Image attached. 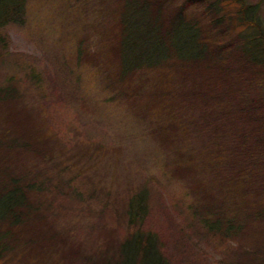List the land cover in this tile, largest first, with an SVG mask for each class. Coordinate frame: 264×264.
<instances>
[{"label": "rangeland", "instance_id": "rangeland-1", "mask_svg": "<svg viewBox=\"0 0 264 264\" xmlns=\"http://www.w3.org/2000/svg\"><path fill=\"white\" fill-rule=\"evenodd\" d=\"M248 1L260 3L264 18V0ZM216 2L160 0L159 9L185 5L210 45L237 51L231 44L237 22L218 21L224 11ZM124 4L28 0L24 23L0 27V176L35 181L30 217L14 228L0 264H98L118 257L130 231L128 199L143 186L150 190L145 227L158 234L171 264H255L253 252L264 255V209L248 231L231 237L210 232L204 215L224 206L238 214L264 190L262 172L246 199L223 196L227 163L242 150L213 118L224 102L223 122L233 132L255 128L243 108L261 92L240 85L250 75L236 52H229L227 77L236 76L235 85L225 79L217 88L205 70L172 65L122 76Z\"/></svg>", "mask_w": 264, "mask_h": 264}, {"label": "trees", "instance_id": "trees-1", "mask_svg": "<svg viewBox=\"0 0 264 264\" xmlns=\"http://www.w3.org/2000/svg\"><path fill=\"white\" fill-rule=\"evenodd\" d=\"M159 1L125 0L118 46V66L121 74L127 76L145 69L172 65L179 66L184 72L205 70L210 74L208 83L217 88L223 85L225 79L235 85L236 76L234 80L227 79L231 69L233 70L229 52L239 53L240 68L249 71L246 73L250 75L240 85L254 86L261 92L257 100L243 108L247 117L254 119L257 125L251 129L246 125L233 132L232 126L223 122L224 102L220 104L221 107L213 109V118L216 128L224 127V133L236 135L238 148L242 150L240 156H230L227 163L230 178H226L223 196L230 200L241 195L246 199L249 196L248 188L257 186L256 181L261 183L264 172V18L260 13V3L248 0H216L217 10L224 11L217 20L223 24L225 21L237 22L233 29L238 33V38L232 37L234 43L231 44L235 45L238 52L235 49L222 52L218 46L210 45L202 27L196 26L190 20L185 5L168 12L164 11V7L163 10L159 9ZM226 4L232 6L231 9H227ZM27 7L28 0H0V27L10 22L24 23ZM161 11L160 16L157 13ZM237 71L238 66L235 69L236 74ZM204 97L208 98V95ZM250 131L252 133H247ZM241 159L245 163L240 162ZM238 182L244 183L245 189H240L242 186ZM34 187V179L25 181L15 173H9L5 178L0 176V260L7 256V253L2 256L1 254L12 247L9 243L14 235V228L30 217L27 209L30 205L28 194L34 191ZM263 209L264 190L258 198L250 199L238 214L227 206L222 210L219 207V211L210 209L205 214L208 215H204V222L210 232L231 237L248 231L256 221L255 218L261 217V214L263 216ZM126 213L130 231L119 246L118 257L103 259L98 264H171L163 254L158 234L145 227L150 215L148 187L138 188L131 194ZM262 255L258 251L253 252V263L264 264Z\"/></svg>", "mask_w": 264, "mask_h": 264}]
</instances>
